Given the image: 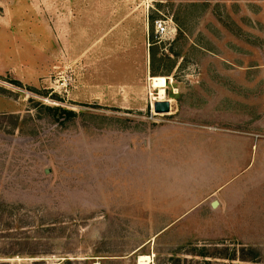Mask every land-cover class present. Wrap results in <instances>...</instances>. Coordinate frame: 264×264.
I'll list each match as a JSON object with an SVG mask.
<instances>
[{"label": "rangeland", "instance_id": "rangeland-1", "mask_svg": "<svg viewBox=\"0 0 264 264\" xmlns=\"http://www.w3.org/2000/svg\"><path fill=\"white\" fill-rule=\"evenodd\" d=\"M0 264H264V0H0Z\"/></svg>", "mask_w": 264, "mask_h": 264}, {"label": "crops", "instance_id": "crops-1", "mask_svg": "<svg viewBox=\"0 0 264 264\" xmlns=\"http://www.w3.org/2000/svg\"><path fill=\"white\" fill-rule=\"evenodd\" d=\"M190 148L192 149L193 145H191ZM215 150L216 151H220V156L217 158V160L221 161V164L223 163L222 161H224L225 165L229 164V167H231L229 176H231V175L234 176L233 167L236 164V158H237L235 153L240 152L242 150L241 145H228V146L224 145L221 148L220 147L215 148ZM226 160H228V161H226ZM232 177H231V179H232ZM231 179H229V180H227L225 182L223 181V182H221L219 184H216L214 188H211L212 190H210V191L208 190L210 193L207 196H205L204 198H201V200L197 199L196 201L191 202L188 205L189 210L190 209L191 210H195V209H197L199 206H201L205 202H208L209 206H211L210 203L214 199H216L218 201L217 207L219 209L223 208L222 210L226 211L227 209H230L232 207L234 208L235 206L230 204V202H231L230 199H228L226 195H222L221 194L222 190H224L226 186L230 185ZM214 192L215 193L218 192V193H220V195H217V197L211 198L210 195H213L212 193H214ZM208 200H210V201H208ZM191 210L189 212L187 210V212H185L184 215L189 214L191 212ZM181 214H183V213H181Z\"/></svg>", "mask_w": 264, "mask_h": 264}, {"label": "trees", "instance_id": "trees-1", "mask_svg": "<svg viewBox=\"0 0 264 264\" xmlns=\"http://www.w3.org/2000/svg\"><path fill=\"white\" fill-rule=\"evenodd\" d=\"M190 253H191V255H197V256H201V257H210V258H222V259H227L230 261H233L235 259H240L241 261L258 262V261H255L256 259L254 256L249 259V257H247V254L244 255L243 250H241V254L239 256H237L236 253L233 251H232V253H225V252L209 253L205 249H200V250L193 251ZM254 255H255V253H254ZM67 262L69 263V261H67Z\"/></svg>", "mask_w": 264, "mask_h": 264}, {"label": "bare ground", "instance_id": "bare-ground-1", "mask_svg": "<svg viewBox=\"0 0 264 264\" xmlns=\"http://www.w3.org/2000/svg\"><path fill=\"white\" fill-rule=\"evenodd\" d=\"M150 80H151L152 87L158 89V98H157L158 101H163V100H159V99H164V96H165V87L167 84L166 77L165 76H152L150 78ZM140 257H142V256H140Z\"/></svg>", "mask_w": 264, "mask_h": 264}, {"label": "water", "instance_id": "water-1", "mask_svg": "<svg viewBox=\"0 0 264 264\" xmlns=\"http://www.w3.org/2000/svg\"><path fill=\"white\" fill-rule=\"evenodd\" d=\"M153 111L155 113H167L170 112V103L168 100L155 101L153 104ZM212 208H216L218 201L216 199L212 200L210 203Z\"/></svg>", "mask_w": 264, "mask_h": 264}, {"label": "built area", "instance_id": "built-area-1", "mask_svg": "<svg viewBox=\"0 0 264 264\" xmlns=\"http://www.w3.org/2000/svg\"><path fill=\"white\" fill-rule=\"evenodd\" d=\"M168 25L164 20L157 19L154 21V31L157 37L165 36L168 34Z\"/></svg>", "mask_w": 264, "mask_h": 264}]
</instances>
